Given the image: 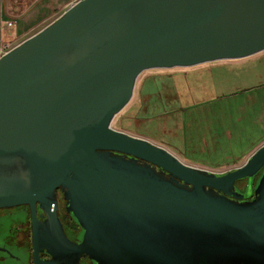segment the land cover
<instances>
[{
	"label": "water",
	"instance_id": "1",
	"mask_svg": "<svg viewBox=\"0 0 264 264\" xmlns=\"http://www.w3.org/2000/svg\"><path fill=\"white\" fill-rule=\"evenodd\" d=\"M263 49L264 0H78L1 57L0 208L28 207L32 264H264V144L217 174L112 127L144 70ZM262 169L244 200L235 183ZM8 248L3 264H28Z\"/></svg>",
	"mask_w": 264,
	"mask_h": 264
},
{
	"label": "crops",
	"instance_id": "2",
	"mask_svg": "<svg viewBox=\"0 0 264 264\" xmlns=\"http://www.w3.org/2000/svg\"><path fill=\"white\" fill-rule=\"evenodd\" d=\"M76 1L78 0H0V40L16 46L57 19ZM11 21L14 23L10 25ZM256 54L258 58L264 57V49L242 58L221 59L167 70L161 68L144 70L136 80L131 100L121 110L126 109L125 122L129 123V127H126L129 129L123 131L165 147L186 164L217 174L241 166L264 144V139L254 148L248 149L242 157L215 165H204L191 156V152L203 156L211 155L210 145L221 139L232 138L227 128L223 129L222 134L220 131L213 133L211 123L207 124L209 121H205V115L216 110L212 111L211 108L204 110L201 105L205 100L195 101L194 95L203 93L204 88L199 87L201 86L199 72L209 70V65L242 63ZM158 76L164 85L162 92L155 89L156 83H152ZM195 111V114L188 115L189 112ZM205 127L206 131H203Z\"/></svg>",
	"mask_w": 264,
	"mask_h": 264
},
{
	"label": "rangeland",
	"instance_id": "3",
	"mask_svg": "<svg viewBox=\"0 0 264 264\" xmlns=\"http://www.w3.org/2000/svg\"><path fill=\"white\" fill-rule=\"evenodd\" d=\"M257 55L248 57L242 63H215L208 66L209 70L199 72L201 80L199 87L204 89L203 93L194 95L195 101L204 99L205 102L201 105L204 110L207 108L216 110L212 114L206 113L205 121H209L207 124L211 123L214 134L217 131L222 134L223 129L226 128L232 134L231 139H221L210 145L211 155L203 156L191 152V156L204 165H215L242 157L248 149L254 148L264 139V57L258 58ZM152 83H156L155 89H160L162 92L164 85L160 76L156 80L153 79ZM124 110L113 119V128L122 131L129 129L126 128L129 127V123L125 122ZM195 113L196 111L189 112L188 115ZM205 129L206 127L203 131H206ZM259 177L254 176L252 179V195ZM247 186L238 190L244 193ZM252 195L245 198H250ZM20 212H25V220H27L29 212L23 205L0 208V216ZM27 252L28 264H32L29 245H27Z\"/></svg>",
	"mask_w": 264,
	"mask_h": 264
},
{
	"label": "flooded vegetation",
	"instance_id": "4",
	"mask_svg": "<svg viewBox=\"0 0 264 264\" xmlns=\"http://www.w3.org/2000/svg\"><path fill=\"white\" fill-rule=\"evenodd\" d=\"M20 168H21L20 161H17L14 165L9 166L8 168H5V170L8 172H12V171L14 172V171L19 170ZM263 169L259 171L257 174H255L254 176L256 177L261 176ZM249 183L252 184V180L251 182H249L248 178H246V179H241L237 181L235 184L238 190V188L246 187ZM253 197H254V193L250 198H245L243 196L244 200H250ZM57 198H58V204H59L58 215L61 219L64 231L70 240L74 242H79L82 239L83 230L80 227V225L76 222L71 212H68L66 210L65 200L63 198L62 192L59 189L57 190ZM25 209L28 210V207L25 206ZM11 223L12 224H11L10 235L6 238L5 242L3 243L0 242V252L7 253L9 251L8 244H11L17 241L19 243L29 245L30 252H31V226H30L29 214H28L27 220H23L21 217H17V218H13ZM42 257L48 258L49 256L46 253H42ZM5 258L6 256L4 254H0V264H2ZM80 264H95V263L86 257V258L81 259Z\"/></svg>",
	"mask_w": 264,
	"mask_h": 264
},
{
	"label": "built area",
	"instance_id": "5",
	"mask_svg": "<svg viewBox=\"0 0 264 264\" xmlns=\"http://www.w3.org/2000/svg\"><path fill=\"white\" fill-rule=\"evenodd\" d=\"M14 22H10V25ZM14 45L11 42H3L0 40V58L3 57L9 50H11Z\"/></svg>",
	"mask_w": 264,
	"mask_h": 264
}]
</instances>
